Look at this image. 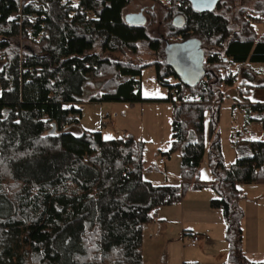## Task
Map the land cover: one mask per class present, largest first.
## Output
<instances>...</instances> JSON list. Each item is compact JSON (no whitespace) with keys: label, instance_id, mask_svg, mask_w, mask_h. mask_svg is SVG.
I'll list each match as a JSON object with an SVG mask.
<instances>
[{"label":"trees","instance_id":"16d2710c","mask_svg":"<svg viewBox=\"0 0 264 264\" xmlns=\"http://www.w3.org/2000/svg\"><path fill=\"white\" fill-rule=\"evenodd\" d=\"M131 1L0 0V264H143V225L156 219L160 207L180 203L189 187L216 193L209 203L225 223V264H255L242 250L238 185L264 183V141H246L248 154L233 142L238 157L227 166L217 124L224 88L238 77L222 70L264 63V32L254 26L264 19V0H218L210 11L194 10L188 0H151L163 10L153 36L154 12L148 24L125 21ZM178 15L180 26L174 23ZM186 40H195L204 55L205 72L195 84L184 83L166 59L167 45ZM141 44L153 61L110 57L136 55ZM147 65L168 92L169 152H180L181 184L143 178L150 168L144 143L131 135L70 132L79 124L83 100L159 101L142 96ZM245 74L248 79L237 85L238 105L246 123L264 122V103L247 98V81L258 72ZM85 88L98 90L82 99ZM206 110L211 182L197 176Z\"/></svg>","mask_w":264,"mask_h":264},{"label":"rangeland","instance_id":"374dc122","mask_svg":"<svg viewBox=\"0 0 264 264\" xmlns=\"http://www.w3.org/2000/svg\"><path fill=\"white\" fill-rule=\"evenodd\" d=\"M75 2L76 0H69ZM166 3V0H162ZM162 8L158 2L151 0H133L126 7L124 13H141L148 24L151 20V12L156 16L154 18L155 25L150 26L149 33L153 36L159 34L156 24L163 16ZM257 33L264 32V19L262 22L255 24ZM164 31V25L158 27ZM23 44V42H21ZM22 47V46H21ZM23 48H21L22 50ZM111 58H116L131 63H146L153 61L155 56L151 54L146 48L145 44L140 45L139 53L136 55L114 53L110 55ZM237 74L236 84L231 88H224V99L219 107V120L217 129L221 144V152L224 163L234 161L235 154L238 153L233 146V142H237L239 146L244 144L240 138H231L233 129L241 130L244 122L242 112L233 116L232 105L233 94H238L237 85L248 79L245 74H253L254 71L260 72L255 78V83L264 81V63H252L249 65L231 64L224 72ZM155 71L153 65H147L142 68L141 73V90L142 96L146 99H158L159 101H144L134 104L126 102H94L90 103L85 100L78 104L81 109L79 124L70 128V132L77 135L82 131H100L105 139L117 138L123 135H131L135 141H142L144 143V160L150 168L143 174V178L154 184H181V166H180V152H169L172 141V106L170 102L165 101L167 97V89L160 86L155 81ZM174 82L173 80H171ZM97 87V86H96ZM264 88V86L256 87ZM89 91L87 88L83 90L82 99H86L90 94L97 92ZM1 93V86H0ZM210 126V111L204 113V155L200 161L197 176L199 180L205 179L212 175L209 167L208 147L210 143L209 127ZM119 131V132H117ZM164 154L165 165L158 164V158ZM203 181V180H201ZM196 189L189 187L185 192L184 199L180 203L173 204L171 207L177 208L182 206L184 201L185 208H192L196 205L195 197L198 193L194 192ZM193 201H191V199ZM191 205V206H190ZM194 218L187 213L185 225L192 223ZM178 222L170 225V234L168 237L170 243L163 246L162 252L159 250L156 257H153V252L150 251L152 245L149 242V235L145 232V256L144 264H219L216 252V244L209 245L208 248L200 249L199 244L196 247L188 245L186 235L182 234ZM163 237H165L163 235ZM162 237V238H163ZM183 255V256H182Z\"/></svg>","mask_w":264,"mask_h":264},{"label":"crops","instance_id":"0c3cea01","mask_svg":"<svg viewBox=\"0 0 264 264\" xmlns=\"http://www.w3.org/2000/svg\"><path fill=\"white\" fill-rule=\"evenodd\" d=\"M257 72V71H256ZM260 72H258V75ZM255 76L256 77H258ZM255 78L247 81L251 85L249 89L248 101L251 103H264V88L257 89L256 87L263 84L255 83ZM238 94H233L232 114L233 116L239 112H244L238 105ZM236 109V111H234ZM264 122H251L246 123L245 117L241 130L233 129L231 132V138H240L244 144L242 154H248L249 150L245 146L246 141L260 140L264 141V138L260 136V125ZM119 132V131H117ZM238 157V153L235 154L234 161H230L225 165L230 166ZM158 158V164L159 159ZM166 163V162H165ZM159 164V165H165ZM204 182L213 181V175L201 179ZM243 196L239 200V206L243 210L242 225V250L245 257L255 263H264V183H243L239 184ZM195 189V188H194ZM198 193L195 197L196 205L192 208H185L184 201L182 206L175 208L171 205L160 207L157 212L155 220L145 223L142 227V257L144 264L145 256V232L149 235V242L152 245L150 251L153 252V257H156L157 252H162L163 246L170 243L168 234H170V225L178 222L182 230V234L189 236L197 234L199 236V248L205 249L209 245L216 244V252L214 256H217L219 264H225L228 258V244L224 238L225 235V223L222 218L220 209L210 207V200L216 197V193L209 187L193 190ZM184 199V197H183ZM194 198L191 199L193 201ZM187 213L190 214L195 221L187 223L185 225ZM163 235L165 237H163ZM163 237V238H162ZM183 256V255H182ZM187 264V263H183Z\"/></svg>","mask_w":264,"mask_h":264},{"label":"water","instance_id":"95a60500","mask_svg":"<svg viewBox=\"0 0 264 264\" xmlns=\"http://www.w3.org/2000/svg\"><path fill=\"white\" fill-rule=\"evenodd\" d=\"M191 7L197 11H210L218 0H188ZM129 24H144L145 17L141 13H130L124 17ZM176 25L183 24V17L174 18ZM166 59L179 78L186 84H195L204 74V55L200 45L195 40H186L166 46ZM54 132V127L50 131Z\"/></svg>","mask_w":264,"mask_h":264},{"label":"built area","instance_id":"2783aa9c","mask_svg":"<svg viewBox=\"0 0 264 264\" xmlns=\"http://www.w3.org/2000/svg\"><path fill=\"white\" fill-rule=\"evenodd\" d=\"M91 17H95L94 14H91ZM28 19L31 20V21H34V18L33 16H28ZM249 23L253 24L254 21L252 18H249ZM234 111H236V109H234ZM260 136L261 138H264V123H262L260 125ZM165 163V156H162L160 159H159V164H164ZM199 242V236L197 234H193L191 236L188 237V245L191 246V247H196L197 244Z\"/></svg>","mask_w":264,"mask_h":264}]
</instances>
